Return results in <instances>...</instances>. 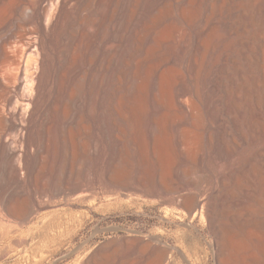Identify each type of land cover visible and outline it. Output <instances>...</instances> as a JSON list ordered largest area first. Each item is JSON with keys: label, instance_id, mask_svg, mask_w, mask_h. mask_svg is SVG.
I'll return each mask as SVG.
<instances>
[{"label": "bare ground", "instance_id": "6f19581e", "mask_svg": "<svg viewBox=\"0 0 264 264\" xmlns=\"http://www.w3.org/2000/svg\"><path fill=\"white\" fill-rule=\"evenodd\" d=\"M114 100L150 162L161 118L177 114L178 154L200 179L157 180L165 201L213 222L217 184L244 177L264 213V0H0V205L40 216L33 240L72 220L38 213L51 197L95 203L98 115ZM246 236L264 243V228ZM160 250L151 264H166Z\"/></svg>", "mask_w": 264, "mask_h": 264}, {"label": "rangeland", "instance_id": "374dc122", "mask_svg": "<svg viewBox=\"0 0 264 264\" xmlns=\"http://www.w3.org/2000/svg\"><path fill=\"white\" fill-rule=\"evenodd\" d=\"M116 103L114 100V110L106 107L103 115H98L100 185L95 203H79L74 194L65 199L51 197L38 213L58 212L62 217V213H69L72 220L64 225L62 234L56 228L50 231L47 243L32 239L35 225L42 224L37 213L23 216V205L16 198L9 206L0 205V264H151L150 259L160 249L167 250L166 264H264V243L252 242L246 236L247 229L264 228L255 182L244 177L238 182L221 180L215 192L221 198L215 204L214 221L207 215L192 217L179 202L165 201L158 191L157 180L172 187L171 182L180 177L200 179L192 168L184 169L186 163L178 154L177 138L183 126L177 114L161 118L162 129L156 130L161 148L155 154L157 159L150 162L133 141L139 128L132 125L127 108L118 110ZM124 115L126 119L121 117ZM106 130L114 135L111 151ZM235 158L225 168H230ZM172 162L184 173L171 176ZM156 169L157 175L153 172ZM219 170L214 167V171ZM110 176L118 180L116 184L114 180L110 183ZM148 235L157 240L147 239ZM131 243L133 247H128ZM145 243L150 244L148 248Z\"/></svg>", "mask_w": 264, "mask_h": 264}]
</instances>
